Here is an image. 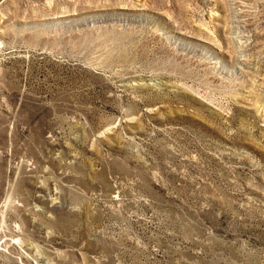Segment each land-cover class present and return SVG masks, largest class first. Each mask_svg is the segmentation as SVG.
Masks as SVG:
<instances>
[{"label": "rangeland", "instance_id": "obj_1", "mask_svg": "<svg viewBox=\"0 0 264 264\" xmlns=\"http://www.w3.org/2000/svg\"><path fill=\"white\" fill-rule=\"evenodd\" d=\"M0 264H264V0H0Z\"/></svg>", "mask_w": 264, "mask_h": 264}]
</instances>
